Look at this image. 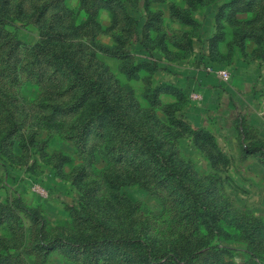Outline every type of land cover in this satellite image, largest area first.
<instances>
[{
  "label": "rangeland",
  "instance_id": "obj_1",
  "mask_svg": "<svg viewBox=\"0 0 264 264\" xmlns=\"http://www.w3.org/2000/svg\"><path fill=\"white\" fill-rule=\"evenodd\" d=\"M4 9L5 264H132L121 248L143 254V242L169 264H264V147L247 149L264 143V0ZM54 60L85 67L89 98ZM142 139L187 167L180 184L160 177Z\"/></svg>",
  "mask_w": 264,
  "mask_h": 264
},
{
  "label": "trees",
  "instance_id": "obj_2",
  "mask_svg": "<svg viewBox=\"0 0 264 264\" xmlns=\"http://www.w3.org/2000/svg\"><path fill=\"white\" fill-rule=\"evenodd\" d=\"M4 5H5V0H0V24H4L5 21H7ZM58 57L60 56H54V57L52 56L50 60L52 61L53 58H58ZM51 63L54 65V67L57 70H61L66 74L70 82L69 85L71 87L80 86L85 82L86 88L82 91L79 97H83L82 99H86L91 96L90 88L93 85H95L96 82L92 81L91 79L90 81L88 80L87 71L85 70V67H82L78 63L73 64L71 63V61L66 62L65 63L66 65L65 64L62 65L60 62L56 60H54ZM101 98H102V101L104 102L103 103L104 108H107V109L113 108L112 105L109 104V102H107V100L104 98V96ZM141 141H143V145L149 152V156L152 162L155 164L156 169L160 174V177L164 178V180L170 182L171 184L173 183L175 186L177 184H180L181 176L184 177L187 174V167L182 166L179 160L174 156L172 152L165 154L160 149L159 142L155 146H152L154 145V143L152 142H150L152 144L151 145L148 141H144L143 139ZM255 146L261 148V146L264 147V143L254 142L252 145L251 144L248 145L247 149L254 148ZM262 159L264 161V153H263ZM176 196L179 199H183V200L187 199L186 196H183L182 193L178 191H177ZM129 241L133 242V240H129ZM51 242H50L51 247H55L56 245H59L65 250H69V251H77L79 249L78 247L72 244H63L59 241L56 242L55 240H52ZM118 242H119V239H116V241L113 243V246L116 248L117 251H119V249L121 248L118 245ZM143 244L147 246V249L143 252V254L141 253V254L134 255L133 250L121 248L122 251L120 255L125 258V261L130 262L132 264H169V262H166L165 259L162 260L161 258H155L152 248H148L147 242H143ZM188 251L190 252V250ZM139 252H142V251L139 250ZM192 253H195V252L192 251ZM193 256H194L193 254H190L191 258ZM0 264H5V260L2 256H0ZM173 264H179V263L175 261Z\"/></svg>",
  "mask_w": 264,
  "mask_h": 264
},
{
  "label": "built area",
  "instance_id": "obj_3",
  "mask_svg": "<svg viewBox=\"0 0 264 264\" xmlns=\"http://www.w3.org/2000/svg\"><path fill=\"white\" fill-rule=\"evenodd\" d=\"M216 72H217V74H219L220 76H223V77L227 75V71L224 69L216 70Z\"/></svg>",
  "mask_w": 264,
  "mask_h": 264
}]
</instances>
